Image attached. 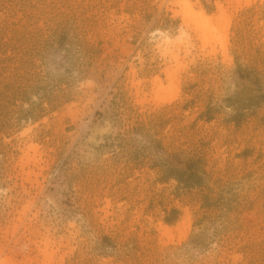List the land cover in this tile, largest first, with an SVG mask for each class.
I'll list each match as a JSON object with an SVG mask.
<instances>
[{"label":"rangeland","instance_id":"rangeland-1","mask_svg":"<svg viewBox=\"0 0 264 264\" xmlns=\"http://www.w3.org/2000/svg\"><path fill=\"white\" fill-rule=\"evenodd\" d=\"M178 1L0 0V264H264V0Z\"/></svg>","mask_w":264,"mask_h":264},{"label":"bare ground","instance_id":"bare-ground-1","mask_svg":"<svg viewBox=\"0 0 264 264\" xmlns=\"http://www.w3.org/2000/svg\"><path fill=\"white\" fill-rule=\"evenodd\" d=\"M178 3L179 4H183V7L184 8H189V4L187 3L186 0H179ZM218 7L221 8L220 6H218ZM183 14H184V12H183ZM190 14H191V16H193V21L194 22L193 21L192 22L194 23V26H191V28L189 27L190 23H189V19H187V18H184V20H185L184 23L189 27L190 30H192L194 32H197V33L199 32L200 35H201V37H202V39H205V41L206 40H209L211 38L210 37V33L212 34V30L209 33V30H208V27L207 26L210 23V20L211 19L210 18H207L206 16H204V14H203L202 11H199V12H196V13H191L190 12ZM219 20L220 21H219L218 25L221 23V25L224 26V22H225L224 13L221 14V17H220ZM217 22L218 21H216V24H217ZM217 26H216V29H218L220 27V25H219V27H217ZM185 28L186 27H184L181 30V34H183V36H187V30H189V29L186 30ZM220 29H222V27ZM188 37H189V35H188ZM218 39H219V42L221 43L222 47H224V45H225V34L224 33H223V35L221 34V36ZM171 42L172 41L170 40V38L168 36H166L160 43L157 42L156 45L154 46V48L158 52L160 50H163V52H165V51H167L170 48V43ZM27 131H28V129H22L20 131V133H19V137H18V148L21 151L20 159H21V161H24L25 163H28V162H34L35 163L36 161H34L35 158H34L33 154L36 152L37 149H36L35 144H33L30 141V139L28 138ZM30 152L32 153V156L31 157L29 156L30 155L29 154ZM162 229H163V231H166L167 230V228H165V227H163ZM1 264H3V263L1 262Z\"/></svg>","mask_w":264,"mask_h":264}]
</instances>
